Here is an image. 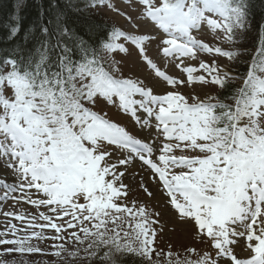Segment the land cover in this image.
<instances>
[{"label": "snow or ice", "instance_id": "6c2138e0", "mask_svg": "<svg viewBox=\"0 0 264 264\" xmlns=\"http://www.w3.org/2000/svg\"><path fill=\"white\" fill-rule=\"evenodd\" d=\"M64 3L113 23L93 38L41 10L33 46L0 56V205L38 210H0L20 222L0 229V251L21 264H264V37L238 70L249 0ZM169 229H190L183 255L159 248Z\"/></svg>", "mask_w": 264, "mask_h": 264}, {"label": "trees", "instance_id": "16d2710c", "mask_svg": "<svg viewBox=\"0 0 264 264\" xmlns=\"http://www.w3.org/2000/svg\"><path fill=\"white\" fill-rule=\"evenodd\" d=\"M16 0H0V56L6 55L13 48H24L25 51L33 46L34 40L31 37L25 38V32L31 25H35L41 18V10L44 11V18L52 17L56 12L66 13L69 23L74 25L77 31L83 32L90 25L93 26V38L98 37L110 25L101 18L93 17L91 13L69 10L64 0H58L59 7H49V0H25L24 6L19 10V16L23 23L21 33L13 40H8L9 27L15 22L12 17L17 14L15 7ZM251 29L240 37V45L244 50L252 52L259 46L261 37H264V29L259 26L264 24V0H249ZM127 264H135V258H125Z\"/></svg>", "mask_w": 264, "mask_h": 264}, {"label": "rangeland", "instance_id": "374dc122", "mask_svg": "<svg viewBox=\"0 0 264 264\" xmlns=\"http://www.w3.org/2000/svg\"><path fill=\"white\" fill-rule=\"evenodd\" d=\"M97 15H99L101 18L105 19L106 21L113 23V19L104 12H99L97 13ZM200 39H202L205 42H209V41H213L214 40V34L210 33V32H204L200 35L199 37ZM225 48H228V45H223ZM119 58V57H117ZM163 65V64H162ZM128 67L133 69L134 71H136L137 73L139 72V70L142 69V67H140L136 62H135V57L133 55V57L131 59L128 60ZM111 110H109L110 112ZM139 170V169H138ZM7 172L6 169L0 168V175H4ZM138 176H132L129 178L128 181H125L126 183L128 182H134L136 179H138ZM153 186V185H152ZM153 191H156L155 186L152 187ZM162 203V200L159 196V193H157V198L152 200V204L154 206L159 207L160 204ZM12 205V201L9 200L7 202H5L3 205H0V210L2 211H13L14 208L12 210H10V207ZM20 207H25L23 209V213L28 211L29 214L31 213H36L38 212V210L32 208V206L30 205H18L16 206V208H20ZM43 210V209H41ZM2 211H0V229H2L6 224H8L9 222L12 223V221L10 220V218H5L2 215ZM20 213H22L20 210H18ZM165 219H167V217H165ZM15 223H19V221H14ZM163 243H165L166 245H163ZM194 241L192 239V236L190 234L189 231L185 230V229H177L176 231H172L171 229H169V231L166 234H163L159 237V240L157 241V244L159 245L160 249H166L169 245L174 246L175 249H178L181 251V254L183 255V249L182 246L184 245H190L193 244ZM197 247H200L201 245H199L197 243L196 245ZM0 256H2V258L0 259V264H4V262L7 260L8 264H21L22 260H25L26 257H22V256H8L6 257L4 255V253L2 251H0ZM38 260H42V261H46L48 259V257H37Z\"/></svg>", "mask_w": 264, "mask_h": 264}]
</instances>
